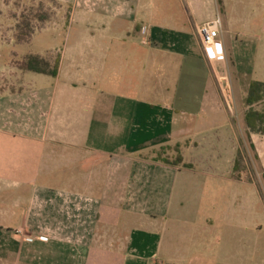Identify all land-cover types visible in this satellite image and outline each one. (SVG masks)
Here are the masks:
<instances>
[{
    "label": "crops",
    "instance_id": "crops-1",
    "mask_svg": "<svg viewBox=\"0 0 264 264\" xmlns=\"http://www.w3.org/2000/svg\"><path fill=\"white\" fill-rule=\"evenodd\" d=\"M56 1L81 19L59 75L0 65V264H249L261 198L235 166L248 143L264 171V136L234 46L264 0ZM178 145L192 168L156 160Z\"/></svg>",
    "mask_w": 264,
    "mask_h": 264
},
{
    "label": "rangeland",
    "instance_id": "rangeland-1",
    "mask_svg": "<svg viewBox=\"0 0 264 264\" xmlns=\"http://www.w3.org/2000/svg\"><path fill=\"white\" fill-rule=\"evenodd\" d=\"M72 15V5L56 0H0V65L4 61L11 67L19 66L29 54H41L54 65L57 58L62 56L65 45L68 42L74 44L81 38V19L78 17L79 19L72 21ZM241 26L239 24V28ZM259 36L261 39H258ZM234 57V63L242 74V86L249 84L250 87L253 80L261 78L264 33L253 38H239L238 44L234 46ZM246 145L249 152L246 161L241 159V166L247 163L248 181L259 188L261 201L258 222L264 227V171L253 152L255 148L251 144ZM154 156L174 161L177 157L176 148L161 149ZM254 242L255 239L251 238L249 264H264V236L259 238L257 245ZM108 258L112 259L113 255H107Z\"/></svg>",
    "mask_w": 264,
    "mask_h": 264
},
{
    "label": "trees",
    "instance_id": "trees-1",
    "mask_svg": "<svg viewBox=\"0 0 264 264\" xmlns=\"http://www.w3.org/2000/svg\"><path fill=\"white\" fill-rule=\"evenodd\" d=\"M29 36V35H27ZM22 41V39H21ZM25 41V40H24ZM20 42V41H19ZM26 43V42H25ZM61 64V56L57 58L54 65L43 55H27L19 63L20 69L26 72H34L56 78L59 75ZM248 110L245 114V121L250 134H258L264 136V82L253 80L248 90L246 100ZM172 147H164L170 149ZM177 157L173 161L169 158L156 157L157 161L171 166H183L192 168L191 165L185 164L180 146H176ZM241 162L237 161L235 169L240 170Z\"/></svg>",
    "mask_w": 264,
    "mask_h": 264
},
{
    "label": "built area",
    "instance_id": "built-area-1",
    "mask_svg": "<svg viewBox=\"0 0 264 264\" xmlns=\"http://www.w3.org/2000/svg\"><path fill=\"white\" fill-rule=\"evenodd\" d=\"M223 23L220 17L204 24L199 29V35L205 48H212L216 55L223 56L225 54L223 44L220 40Z\"/></svg>",
    "mask_w": 264,
    "mask_h": 264
}]
</instances>
